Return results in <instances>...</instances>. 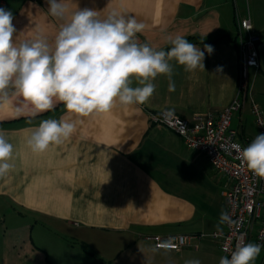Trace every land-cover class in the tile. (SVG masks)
I'll list each match as a JSON object with an SVG mask.
<instances>
[{"label": "crops", "instance_id": "crops-1", "mask_svg": "<svg viewBox=\"0 0 264 264\" xmlns=\"http://www.w3.org/2000/svg\"><path fill=\"white\" fill-rule=\"evenodd\" d=\"M68 3L72 10L99 11L100 18L113 11L135 17L145 25L135 37L137 42L156 50H170L169 39L180 35L201 50L207 44L214 51L205 53V71L188 72L175 60L169 62L175 91H169L165 75H158L147 102L128 106L117 102L107 114L78 116L56 103L52 110L32 116L23 98L8 89L7 99L0 102V131L14 146V167L0 177V220L22 218L31 233L37 228L38 250L46 255L42 264H185L194 259L204 264L212 257L217 260L219 254H209L201 242L223 227L226 178L213 171L203 153L156 125L152 116L165 108L186 118L209 112L219 116L238 88L236 18L249 17L253 33L261 37L260 65L250 69L252 98L242 112L235 113L240 121L236 130L247 145L260 134L256 117V124L252 121V103L264 113V0ZM0 7L12 12L18 42L40 35L54 41L61 21L48 13L46 0H0ZM217 67L222 72L215 73ZM17 108L24 111L17 112ZM61 118L75 125L72 135L43 153H34L27 144L32 131L43 120ZM179 234L195 237L178 251L158 248L151 239ZM65 237L84 244L91 254L89 260L77 259L75 246L66 243ZM249 242L255 243L254 235ZM260 255L264 259V248Z\"/></svg>", "mask_w": 264, "mask_h": 264}, {"label": "clouds", "instance_id": "clouds-1", "mask_svg": "<svg viewBox=\"0 0 264 264\" xmlns=\"http://www.w3.org/2000/svg\"><path fill=\"white\" fill-rule=\"evenodd\" d=\"M46 3L48 13L61 21L53 42L43 35L18 42L12 12L0 7V102L7 99L11 88L23 98L25 107H30L32 116L52 110L56 103L78 116L110 113L117 102L124 106L143 104L155 92L152 81L158 75H165L169 91H175L170 61L175 60L188 72L205 71V53L214 51L207 44L201 50L180 35L169 39L170 50H156L137 42L135 37L145 25L133 16L126 18L113 11L100 18L94 9L72 10L68 0ZM216 72H222V67ZM16 110L23 112L24 108ZM74 131L75 125L63 118L46 119L32 131L27 144L34 153H43L50 145L63 143ZM231 149L241 166L264 179V133L245 147L232 143ZM13 155L14 146L0 131V177L13 169ZM220 221L235 223L223 212ZM157 247L170 251L176 246L165 242ZM260 252V245L245 243L241 234L230 258L221 257L219 264H254ZM185 264L201 262L194 259Z\"/></svg>", "mask_w": 264, "mask_h": 264}, {"label": "built area", "instance_id": "built-area-1", "mask_svg": "<svg viewBox=\"0 0 264 264\" xmlns=\"http://www.w3.org/2000/svg\"><path fill=\"white\" fill-rule=\"evenodd\" d=\"M239 41V78L238 88L231 102L224 107L219 116L212 112L182 117L165 108L152 116L153 122L179 135L187 147L203 153L213 170L226 178L222 192L227 205V215L235 223H223L219 230L207 234L218 242L221 257L228 256L235 250L238 237L243 234L245 243L254 235L255 243L264 248V179L255 176L241 162L232 143L247 146L240 139L239 132L232 128V118L236 112H242L251 96L250 69L258 68L259 43L261 37L253 33L251 19L237 17ZM252 110L256 117L259 133H264V113L254 101ZM201 236H204L203 234ZM195 236L179 234L176 236H154L156 246L171 242L181 250L191 244ZM200 237V236H199ZM159 248V247H158Z\"/></svg>", "mask_w": 264, "mask_h": 264}, {"label": "rangeland", "instance_id": "rangeland-1", "mask_svg": "<svg viewBox=\"0 0 264 264\" xmlns=\"http://www.w3.org/2000/svg\"><path fill=\"white\" fill-rule=\"evenodd\" d=\"M252 96L249 97L250 104ZM253 124L255 116L252 117ZM240 121L233 117V128H238ZM256 124V123H255ZM214 171V170H213ZM215 172V171H214ZM217 173V172H216ZM225 180L223 175H219ZM25 220L15 218L14 220H0V264H42L43 258L46 257L43 251L38 250L40 240H38L37 228L31 233L30 228H25ZM34 225V223H33ZM66 243H72L75 246L74 254L77 259L85 258L89 260L91 254L87 253L85 245L73 240L70 237L64 238ZM201 247L209 254H219V258L212 257V260H205L204 264H219L221 250L219 244L213 238L208 236L201 242ZM35 250V252L33 251ZM53 256V254H51ZM50 257L52 258V256ZM48 256V255H47ZM207 256V255H206ZM210 257V256H209ZM264 259L259 256L254 264H263Z\"/></svg>", "mask_w": 264, "mask_h": 264}, {"label": "trees", "instance_id": "trees-1", "mask_svg": "<svg viewBox=\"0 0 264 264\" xmlns=\"http://www.w3.org/2000/svg\"><path fill=\"white\" fill-rule=\"evenodd\" d=\"M191 40V39H190ZM190 40H189V42H190Z\"/></svg>", "mask_w": 264, "mask_h": 264}]
</instances>
